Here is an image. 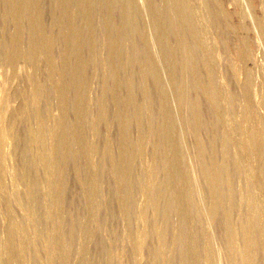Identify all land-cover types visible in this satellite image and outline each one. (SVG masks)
I'll return each instance as SVG.
<instances>
[{"label":"rangeland","instance_id":"1","mask_svg":"<svg viewBox=\"0 0 264 264\" xmlns=\"http://www.w3.org/2000/svg\"><path fill=\"white\" fill-rule=\"evenodd\" d=\"M54 1L55 0H39L38 6L43 14V23L45 22L44 24L46 26L51 27V36L56 43L54 57L55 61L60 63L62 57L60 54V34L58 33L61 32H59V29H63V32H65L66 28L70 26V17H61L62 19H59L60 23H58V28V24L54 20H57L56 18L58 17L56 13H58L59 16V12L56 6H54L56 5ZM124 1L125 0H98V2L91 6V9L94 10L92 11L90 9L93 23V36H91L93 38L91 36H89V39L86 37L87 39L81 47L84 58L86 57L85 67L83 68L84 77L82 80L84 79L83 94L88 104V109L86 110L85 121L82 122L83 125H81L83 134L81 133L80 137L83 135L81 139L88 145L92 143L91 145L95 150L92 154L91 152H89V155L86 153L85 156L84 151L82 152L78 146L77 151H79V155L77 154L78 156L70 157V159L63 162L65 163V171L64 176L61 177V182L63 184L62 199L60 202H56L49 188L47 186V188L43 187L46 185L44 182H46L45 177L47 176L45 175L46 170L44 169V165L39 158L41 153H45L42 150H47L46 152L48 153L52 145L49 143L50 141H46L43 147H41L33 144L30 145V142L28 144L27 141L30 135L36 131V127L38 126V118L36 116H38V114L40 118H42L41 126L45 134L52 128V123L55 124V122L57 123L60 119L61 109H59L60 106L58 98L56 97L57 94L45 70L44 61L34 60V63L32 62L31 64L27 61V38L31 24L26 23L22 30L24 39L19 46L21 48L20 57L14 58L16 62L13 57H11V43H9V39L14 29V23L7 15V4L4 0H0V109L4 113L5 120H7L9 112L19 105L18 100L14 98L18 89L23 86L22 91L24 90L25 95H29L26 96L28 111L27 120L29 121H26L27 125L22 124L19 127L17 134H10L7 136L2 150V157H5L3 158L4 163L2 162V165H5L3 169L6 171L0 173V183L2 185L0 187L2 188L0 189V212L2 210L0 213V241L2 239L4 241V237H6V228L9 222L8 218L26 227V229H24L27 233H25L26 235L31 233V230H34L38 235V238L35 240L36 248L29 245L30 247L26 248L23 254L24 256L15 255L12 251L6 252L4 249L3 251L0 247V260L2 264H42L45 258L44 245L49 241L48 239L50 237L51 242L54 237V233L51 232H54L53 229L55 230L57 227L60 229L61 243L56 242V244L54 242L56 248L54 247L53 264H182L183 254L181 245L183 243L181 244V240L178 241L180 244L178 242L177 244L174 239L175 235L177 236L179 233L183 235V241L185 240L187 242H191V240L196 237V242L193 244L194 246L191 243L187 244L189 248H187L185 258L190 264H208L209 261H211L209 264H241L245 260H241L243 256L245 258L247 257L244 254L245 252L247 253L244 248L247 237L244 233L246 232L245 227L249 226V214L252 211L251 204L254 205L255 203L259 207L258 212L261 210L259 215L262 214L261 218H263L262 221L264 224V150L262 149L261 151L259 150V152L257 151V153L255 152L254 156H251L250 159L246 156L245 151H242L245 147L242 143V131H245V129L247 131L252 128V124H254V127L258 124L259 126L256 125V127L262 129L264 133V0H181L185 4L187 2L193 10L191 15H185L187 18L189 17V20L191 19L190 22L194 19L192 23L194 29L196 27L195 30L198 35H194V38H191L192 34L183 27L179 32L187 36L188 44L187 47H184L185 49L183 48V51L179 50V52L176 47H171L172 49L163 47L161 44L162 37L159 41L158 35L156 34L157 31L154 22L158 25L159 18L167 19L168 16H171V13L168 15L167 11L161 9L163 0H131L129 5L130 12L132 11V14L136 15L137 19L140 20L138 21V27L131 23V19L127 20L126 16H124L125 8L123 7L126 2ZM169 1L178 2V0ZM214 1L218 5L215 4ZM154 3H157L156 5L159 8V13L157 11L156 17L150 10ZM110 7H112V12H114L110 17L113 19L112 22L116 24L119 20L117 24L121 25L122 23L125 29H118L116 25H114L113 28L109 26L105 14L110 10ZM99 9H101L102 12ZM216 26H222L224 33L223 30L221 32L216 31ZM73 27H79L78 29H82L83 27V19L79 14L75 15ZM142 31L143 33L145 31L143 35H145L144 38H147L145 42L139 38ZM106 34L111 36L114 35L117 36L119 40L121 39L119 57L117 56L118 60L115 62H111L109 58L110 56L107 49L108 37ZM176 35L178 34H175V30L168 29L163 40L165 41V39H167L169 42ZM138 38L140 40H138ZM193 39H196V43H193ZM197 39L199 41H197ZM88 40L90 41L89 44H87ZM141 40L144 43H142ZM91 41L95 42L93 43ZM148 41L149 43H147ZM136 45L141 46H138V48H141L143 58L141 56L137 58L134 56ZM194 46L196 47L192 50L191 48H194ZM246 48L248 49L247 52ZM147 50L150 56H152L151 58L149 57L150 60L156 65V67L154 66L155 70H157L156 77L158 79L156 80L149 79V77L145 78L143 75L147 70V62L144 58V55H146L144 52H148ZM240 51L243 52V54L239 53ZM25 52H27V54ZM180 52L185 55L182 56L183 54ZM181 56L185 61L180 58ZM178 59L182 61L183 64L181 62L178 63ZM11 60L14 62H10ZM69 61L71 64L74 63L75 57L70 56ZM144 61L146 62L145 65L143 64ZM203 63L207 66L213 78V84L217 91L220 114L216 111L215 113L210 103H208L209 101L206 95L207 90H203L200 86L198 87L195 85L197 83L191 79L193 76L190 70L194 67H197L199 74H205L202 68ZM179 64H181L182 67L179 66ZM114 71H117L116 81H120L118 84L121 95L127 93L126 91L129 90L128 87L131 84V87L133 86L134 99L137 101L138 105L136 104L137 106H135V109L136 107L137 109H132L130 114L141 115L140 123H138V125L134 124V122L131 123L130 129L128 130L129 142L125 145V148L132 158L130 160L131 166L127 165L128 168L130 167L129 174L131 185L128 187H121L123 189L119 187L120 185L114 179L112 175L113 163L106 160L109 158L105 153L106 138H110L113 145L112 153L114 155V160L116 162L117 160L120 161L121 153L118 151V147L121 144V139L118 130V120L115 117L116 108L118 109L119 105L121 106L120 101H114V103L111 99L108 103V121L102 123L98 122L99 124L95 121L98 108L97 102L102 93V88L105 83L109 84L110 81L114 80L111 76ZM26 76L31 78L34 82L37 81L44 88V92L37 96L35 102H33V98L28 92L30 82H28L29 79H25ZM191 80H193L194 83H192ZM186 81L187 83L189 82V85L185 88L184 94L182 95L185 101L181 103L178 100L180 85L184 82L186 83ZM159 85L160 87L162 86L161 94L159 92ZM71 90H69L70 92L68 93V99L65 104L66 121H68L67 124L70 127L66 131V135L70 145L74 146L79 140L78 137L72 134V128H74L78 122V116L77 113H75L77 105L75 93H77V91L73 89L72 92ZM148 94L151 95V112L149 116H146L147 114L144 112L142 104L145 101L143 96L145 97ZM159 96L162 98L161 100L165 106L161 105ZM245 98L249 99L246 101H248L251 106L253 105V108L251 111L246 112L245 110L244 118H241V114L243 113L242 103L245 102ZM195 100L198 101L203 110L202 116H204L207 125L206 129L203 128L199 131H196L195 120L193 118L194 108L192 106ZM139 103H141L140 106ZM139 107L140 110L138 109ZM133 111L137 112L134 113ZM141 111L146 115L141 113ZM33 114H35V116ZM222 116H224V118L226 117V122ZM186 117L191 121L188 125L189 127L185 126L184 119ZM163 121H165L164 123L168 124L170 128L172 127L171 129L173 131L170 129L169 133L164 130L165 133L163 132V134V130L158 132L157 128H161ZM157 125L158 127H156ZM48 126H51V128ZM154 126L156 129L153 128L154 130L152 131V127ZM27 127L29 131L26 129ZM32 129L33 133L31 131ZM147 130L152 134L153 137H151L150 141L153 140V142H148L147 146L143 149L139 146L138 140H140L141 131L147 132ZM166 135L171 138V141H175V144L170 141L171 147L169 149L170 154H167L168 156L163 152L164 150L161 146V142H163L161 140H164V138L167 137ZM197 137H200L201 140H199L203 143L201 145L203 147L206 146L204 147L203 161L209 163L215 159L214 163L217 165L218 175L221 176L219 179H221L220 181L223 179L219 187L216 188V191L218 189V193L221 194L220 206H222L218 213L219 215L217 214L214 220L212 218L210 219V215H208L209 209L207 205L213 198V196H211L212 193L208 183L201 177L199 170L197 172V168H199L198 162L195 160V154H197ZM156 142L158 143L156 144ZM78 143H81L80 140L77 142V145H79ZM46 145L48 148H46ZM37 154H39V156H37ZM87 158H90L89 161H91L94 166V168H92L93 172L96 174L93 173V175L96 178V185L98 184L99 186V189L97 186V190L94 191L95 196L93 195L94 197H92V199L94 200L92 201H89V199H87L88 195L86 196L85 194V189H91L90 187L92 184L90 181L92 168L90 169ZM174 164H176V171L178 172L177 178L179 177L177 181L182 187L187 186L188 183V186H192L194 195L192 193L191 199H195L197 206L193 205L192 208L189 209L183 206L184 200L181 198V192L174 193L175 191H173L174 194L172 193V196L170 195L171 198L164 194L166 193L162 188L164 184L163 181H165L164 176L168 173H172L175 167ZM238 164L240 165L239 167ZM145 166H150V168L153 169L154 174L158 177L156 178V182L159 178V181L163 182L161 183L158 181L160 184L158 183L152 192L157 200L156 205H147V195L144 192L145 190L142 191V189H144L143 186L145 187L148 183V180L146 181L147 177L144 174ZM248 167L255 170V174L253 173V182H258L256 183L257 185L250 179L251 176L249 177L247 172ZM23 169L28 175L26 180L21 177V171ZM29 186H32L31 190L36 196L33 209L31 207L32 203L30 197L28 196ZM118 189H121V192ZM246 194H250V196L247 195V198L245 197ZM179 195L180 197H178ZM119 196H123L128 201L126 212H123L120 207L121 201ZM249 197L252 199L255 198L256 200L253 199L255 202H248ZM208 199L210 200L208 201ZM169 201H176L179 204L182 210L180 214H183L182 217L180 216V220L175 219L173 214H171V217H169L170 215L164 217L166 216L164 215V210H166L164 206L165 204L167 206ZM163 207L165 208L164 210ZM162 212L164 213L162 214ZM48 213H52L53 215H51V217H53L49 218L47 216ZM26 216L31 219V223L28 222ZM32 216H34V218H31ZM54 217L56 221H58V224H56L57 222L53 223V221H55ZM163 217L164 221L162 220ZM256 219L258 221L259 217H256ZM167 221H169V224ZM163 222L166 223L164 224ZM258 224L259 223L255 222L257 231L255 232L256 234H254V238H257V235H259L258 233H260V231L258 232L260 229L258 228ZM228 232H233L232 237L234 238L231 242H233L235 246L232 249L227 248ZM143 233H147V238L144 240L145 244H143L144 246L142 249L137 251L135 243L137 239H141V234L143 235ZM205 235L209 237L208 240L210 239L209 241L207 240L210 252H208L209 254L206 252L209 256H211L210 253L213 254L210 258L207 257L208 255H205V251H203L206 246V240H204V237H206ZM243 235L246 238L243 237ZM260 244L259 242H255L250 250L252 251V255L250 252L247 253L249 259H251L250 255L253 256L252 261L250 260L251 264H264V246H262V244L260 246ZM235 250L238 251L236 252Z\"/></svg>","mask_w":264,"mask_h":264},{"label":"bare ground","instance_id":"2","mask_svg":"<svg viewBox=\"0 0 264 264\" xmlns=\"http://www.w3.org/2000/svg\"><path fill=\"white\" fill-rule=\"evenodd\" d=\"M5 1V3L7 4V15L11 18V20L13 21V23H14V29H13V32L11 33V36H10V41H9V43H11V46H10V48H11V57H13V59L15 58L16 59V57H20V52H21V48L19 47L20 46V44L22 43V41H23V35H22V30H23V28H24V26L26 25V23H28V24H31L30 25V27H29V35H28V38H27V46H28V48H27V50H28V59H27V61H29L30 62V64L34 61V60H43L44 61V63H45V70H46V72H47V74H48V76H49V80L51 81V83H52V85H53V88L55 89L54 91H56L55 93L57 94L56 95V97L58 98V103H59V106H60V108L59 109H61V117H60V119L57 121V123L55 122V124L54 123H52L53 124V126H52V128H51V126H48V127H50L49 129V132L48 133H44L43 132V127L41 126V119L42 118H40V115L38 114V116H36L37 118H38V126L36 127V131H35V128H34V133H33V129L31 130L32 131V133L34 134H31L30 135V137L28 138L29 140L27 141L28 142V144H29V142H30V145L31 144H33V145H36V146H41V147H43V145L46 143V141H50L49 143H51V147L49 148V149H51V150H49V152L47 153L45 150H42V148H41V150L42 151H44L45 153H41V155H40V159H41V161H42V163H43V165H44V169L46 170V172H45V175L47 176V177H45L46 178V182H44V183H46V185L45 186H43V187H48L49 188V190H50V192H52L51 194H52V196L54 197V201L56 200V202H60L61 201V199H62V186H63V184H62V182H61V177H63L64 176V171H65V167H64V164L65 163H63V162H65L67 159H70V157H74V156H78L79 155V151H77L78 150V146H79V149L83 152L84 151V155L86 154V153H88V155H89V152H91V154H92V152H94V150H95V148H93V146L91 145V144H87L84 140H82L81 139V137L83 136H81L80 137V135H81V133H82V130H81V125H83V123L82 122H84L85 121V118H86V110L88 109V104L86 103V99H84L85 97H84V94H83V88H84V82H83V80H82V78L84 77L83 76V73H84V67H85V62H86V57L84 58V54H83V52L81 51V47H82V45L84 44V41L88 38L89 39V36H91L92 35V33H93V23H92V15H91V13H90V9H91V6L93 5V4H95L96 2H98V0H55L54 2H55V4L56 5H54V6H56V8H57V10H58V12H59V16H58V13H56L57 14V17L58 18H56L57 20H54L55 22H57V24L58 23H60L59 22V19H62L61 17H63V16H67V17H70V26L68 27V28H66V30H65V32H63L64 30L63 29H59V32L60 33H58V34H60L59 36H60V44H61V57H62V60H61V62L60 63H58V62H56L55 61V57H54V54H55V40L52 38V36H51V27H48V26H46L44 23H43V21H42V11H41V9H40V7L38 6L39 5V0H4ZM126 1V2H125ZM124 2H125V4H124V7L123 8H125V11H124V16H126V18H127V20H129V19H131V23L133 24V25H137V27L139 26V23H138V21H140V20H138L137 19V16L136 15H134V14H132V11L130 12V3H131V0H125ZM173 1H175V0H173ZM183 1H181V0H178V2H172V1H169V0H163L162 1V4H161V6H162V10L164 9L165 11H167V14L168 15H170V13H171V16H168V18L167 19H164V18H162V19H160L159 18V21H158V25H156V23L154 22V25H155V29H156V34L158 35V39H159V41H160V38L162 37V39H161V44H162V46L163 47H166V48H170V49H172L171 47H176V48H178V52H179V50L180 51H183V48L186 46L187 47V44H188V38H187V36L186 35H184V33H180L179 31L181 30V29H183V27L185 28V29H187L188 30V32H190V34H192L191 35V38L193 37L194 38V35H198V33H197V31L195 30L196 29V27H195V29H194V26H193V21H194V19H193V21H191L190 22V20L187 18V16L185 15V14H190L191 15V13H192V9H191V7L187 4V2H186V4L184 3H182ZM207 2V1H206ZM215 2V1H214ZM263 2V1H262ZM261 2V3H262ZM4 3V2H3ZM101 3V2H100ZM109 4V3H108ZM157 3H154L153 4V6H152V9H150L151 11H152V13L155 15V17L157 16V11H158V6L156 5ZM207 4V3H206ZM215 4H217L216 2H215ZM218 5V4H217ZM219 5H220V3H219ZM221 6V5H220ZM4 7H5V5H4ZM100 7V6H99ZM113 7V6H112ZM112 7H110V10L109 11H107V14H105V17L107 16V23H109V26H111L112 28H113V26L114 25H116V27L118 28V29H125V27L124 26H122L123 24L121 23V25L120 24H117V22L119 21H117L116 22V24H115V22H112L113 21V19L112 18H110L111 17V14L113 13L114 14V12H112L113 10H112ZM215 7H216V5H215ZM218 7V6H217ZM93 8H95V7H93ZM105 8V7H104ZM151 8V7H150ZM222 8V7H221ZM219 9V8H218ZM43 10V9H42ZM92 10V9H91ZM97 10V9H96ZM101 12H102V10L101 9H99ZM123 10V9H122ZM220 10V9H219ZM222 10V9H221ZM6 11V10H5ZM92 11H94V10H92ZM104 12V11H103ZM169 12V13H168ZM222 12V11H221ZM5 13V12H4ZM98 13V12H97ZM158 13H159V11H158ZM195 13V12H194ZM76 14H79L80 15V17L83 19V27H82V29L80 28V29H78V28H74L73 27V22H74V18H75V15ZM99 14V13H98ZM104 14V13H103ZM219 14H220V11H219ZM224 14H226V13H224ZM95 15V14H94ZM153 15V16H154ZM227 15V14H226ZM4 17H7L6 15H3ZM113 16V15H112ZM153 16H152V18H153ZM183 16H184V18H183ZM225 16V15H224ZM155 17H154V20H155ZM192 17V16H191ZM9 18V19H10ZM112 19V20H111ZM140 19V18H139ZM227 21V20H226ZM262 21V20H261ZM66 22V21H65ZM76 22V21H75ZM124 22H126V21H124ZM123 22V23H124ZM129 22V21H128ZM127 23V22H126ZM218 23V22H217ZM225 23V22H224ZM75 24V23H74ZM81 25V24H80ZM125 25V24H124ZM130 25V24H129ZM49 26H51V25H49ZM108 26V27H109ZM142 26V25H141ZM197 26V25H196ZM27 27V26H26ZM58 28H59V24H58V26H57ZM76 27V26H75ZM110 28V27H109ZM127 28V27H126ZM134 28V27H133ZM216 28V31H218V32H221L222 30H223V33H224V29H223V27L222 26H216L215 27ZM214 28V29H215ZM168 29H173V30H175V34H178V35H176L175 37H173V39L171 40V41H169L168 42V40L167 39H165V41L163 40V37H164V35H166V32H167V30ZM57 30V29H56ZM129 30V29H128ZM136 30V29H135ZM144 30V29H143ZM229 30V29H228ZM119 31V30H118ZM57 32V31H56ZM144 33H145V31H144ZM143 33V31H142V33L139 35L140 37L139 38H141L144 42L146 41V39L147 38H144V36L145 35H143L144 34ZM172 33V32H171ZM189 34V35H190ZM221 34V33H220ZM10 35V34H9ZM107 35V34H106ZM147 35V34H146ZM58 36V37H59ZM93 36V35H92ZM91 36V37H92ZM200 36V35H199ZM87 37V38H86ZM90 37V38H91ZM107 37H108V46H107V49H108V54H109V58H110V61L111 62H115V61H117L118 59V55H119V49H120V40L117 38V36H111V35H107ZM147 37V36H146ZM166 37V36H165ZM189 37V36H188ZM9 38V37H8ZM93 38V37H92ZM91 38V39H92ZM138 38V40H140ZM190 38V39H191ZM90 39V40H91ZM124 39V38H123ZM189 39V40H190ZM200 39V38H199ZM26 40V39H25ZM142 40H141V42H142ZM170 40V39H169ZM194 40V39H193ZM196 40V39H195ZM195 40H194V42L193 43H196L195 42ZM197 41H199L198 39H197ZM88 43L87 44H89V40L87 41ZM91 42H95V41H91ZM144 42H142V43H144ZM202 42V41H201ZM92 43V44H93ZM147 43H149V41L147 42ZM192 44V43H191ZM200 44V43H199ZM225 44V43H224ZM135 45V44H134ZM140 45H141V43H140ZM140 45H136L137 47H135L136 48V50H135V52H134V56L137 58V57H139V56H141L142 58H143V54H142V52H141V46ZM197 45H198V43H197ZM90 46V45H89ZM138 46H140L139 48H138ZM201 46H203V45H201ZM238 46V45H237ZM92 47H93V45H92ZM91 47V48H92ZM195 47L196 46H194V48H191L192 50H194L195 49ZM198 47H199V45H198ZM246 47V46H245ZM58 48V47H57ZM203 48V47H202ZM85 49H86V47H85ZM185 49V48H184ZM201 49V48H200ZM240 49V48H239ZM238 49V50H239ZM92 50V49H91ZM134 50V49H133ZM143 50V49H142ZM144 51V50H143ZM148 51V50H147ZM191 51V50H190ZM203 51V50H202ZM202 51H200V52H202ZM243 51V50H242ZM248 51V49L246 48V52ZM170 52V51H169ZM245 52V53H246ZM26 54H27V52H25ZM144 53H146V55H144V58H145V60H146V62H147V70H146V73L145 74H143L144 75V77L146 78V77H149V79L151 78V79H153V80H156V79H158L157 77H156V71L157 70H155V68H154V66L156 67V65L155 64H153L152 63V61L150 60V58L152 57V56H150V54H149V51L148 52H144ZM167 53V52H166ZM181 54H183L182 52H180ZM189 53V52H188ZM239 53H241V54H243V52H239ZM59 54V55H60ZM170 54V53H169ZM180 54V55H181ZM206 54V53H205ZM87 55V54H86ZM132 55H133V53H132ZM185 54H183L182 56H184ZM239 55V54H238ZM70 56H73V57H75V61H73L74 63H70V61H69V58H70ZM118 56V57H117ZM178 56V55H177ZM180 57L183 61H185L184 59H183V57ZM243 56V55H242ZM246 56V55H245ZM150 57V58H149ZM167 57H168V55H167ZM131 58H132V56H131ZM171 58V57H170ZM179 58V59H180ZM185 58V57H184ZM14 59V60H15ZM174 59V58H173ZM178 59V60H179ZM18 60V59H17ZM131 60V59H130ZM170 60V59H169ZM142 61V60H141ZM201 61V60H200ZM10 62H14V61H10ZM15 62H16V60H15ZM128 62V61H127ZM143 62V61H142ZM145 61H144V65H145V63H146ZM154 62V61H153ZM171 62V61H170ZM179 62H181L182 63V61H178V63ZM34 63V62H33ZM172 63V62H171ZM199 63V62H198ZM129 64V63H128ZM183 64V63H182ZM144 65H143V67H144ZM171 65V64H170ZM174 65H175V63H174ZM188 65V64H187ZM203 65H204V63H203ZM202 65V68H203V70H204V72H205V74L204 75H201V73L199 74V71H198V69H197V67L195 68H193V69H191L189 72L191 73V75L193 76V78H191V79H193L194 80V82H196L197 84H195V85H197L198 87L200 86L203 90H207V98H208V103H210V105H211V107H212V109L214 110V112L216 111V112H219V114H220V107H219V105H218V101H217V91H216V89H215V86H214V81H213V78H212V76H211V74L209 73V70H208V68H207V66L206 65H204L203 66ZM36 66V65H35ZM122 66V65H121ZM173 66V65H172ZM179 66H181V64H179ZM191 66V65H190ZM138 67V66H137ZM182 67V66H181ZM191 68V67H190ZM157 69V68H156ZM142 70V69H141ZM181 70V69H180ZM202 70V71H203ZM101 71V70H100ZM182 71H183V69H182ZM211 71V70H210ZM188 72V73H189ZM103 73V72H102ZM142 73V72H141ZM189 73V74H190ZM142 75V74H141ZM112 78L114 79V80H112V81H110L109 82V84H107V83H105V84H107V85H105L104 84V87L101 89L102 90V93L100 94V97H99V99H98V104H97V106H98V108H97V117H95V121L98 123H102V122H104V121H108V103L110 102V100L111 101H120V103H121V106L119 105V107H118V109L116 108V113H115V117L117 118V122H118V130H119V135H120V139H121V144L119 145V147H118V151L121 153V156H120V161L119 160H117V162L114 160V155H113V153H112V150H113V148H112V142H111V140H110V138H106V154H107V157L109 158V159H106V160H109L111 163H113V169H112V172H113V177H114V179L117 181V183L120 185L119 187L121 188V187H128L129 185H131L130 184V170H129V168H128V166L127 165H129V166H131V163H130V160L132 159L131 158V155H129L128 153H127V151H126V148H125V145H127L128 144V142H129V138H128V130L130 129L129 127H130V124L131 123H133L134 122V124H137L138 125V123H140V119H141V115H137V114H130L131 112V110L133 109H135V106H137L138 105V103H137V101L134 99V95H133V86L131 87V85L128 87L129 88V90L128 91H126L127 93L125 94V95H121V91H120V87H119V82L120 81H116V78H117V71H114L113 73H112ZM158 76V75H157ZM186 76V75H185ZM25 79H29L28 80V82H30L29 84V90L28 89H26V90H28V92L30 93V96H32V98H33V102H35V100H36V98H37V96L40 94V93H42V92H44V88L41 86V84L40 83H38L37 81H32L31 80V78H29V77H27L26 76V78ZM24 79V80H25ZM82 80V81H81ZM118 80V79H117ZM132 80V79H131ZM144 80V79H143ZM190 80V79H189ZM193 80H191L192 81V83H194L193 82ZM22 81V80H21ZM190 81V82H191ZM25 82H26V80H25ZM105 82V81H104ZM156 83V82H155ZM191 83V84H192ZM126 84H128V83H126ZM102 85V84H101ZM158 85V84H157ZM189 85V82L187 83V81H186V83L184 82V83H182L180 86V95H179V97H178V100L181 102V103H183L185 100L183 99V97H182V95L184 94V90H185V88H187V86ZM194 85V86H195ZM23 87V86H22ZM22 87L21 88H19L18 89V91H17V93L15 94V96H14V98L15 99H17L18 100V102H19V105L16 107V108H14V109H12L10 112H9V114H8V116H7V120H5V116H4V113L2 112V110L0 109V173H2L3 171L5 172L6 170H4L3 169V166H5V165H2V162L4 161V159L3 158H5L4 156L2 157V150H3V146L5 145V141H6V138H7V136L8 135H10V134H17V132H18V129H19V127L23 124V125H27L26 124V121H29V120H27L28 118V116H27V114H28V111H27V102H26V96L28 95H25V92H24V90L22 91ZM159 87V92H160V94H161V87H160V85L158 86ZM75 89L76 91H77V93H75L76 94V102H77V105H76V109H75V113H77V116H78V122H77V124L74 126V128H72V134L75 136V137H78V139L80 140V144L79 145H77V142H79V140L75 143L76 145H74V146H72V145H70V143H69V140H68V137H67V135H66V131L68 130V128H70L69 127V125L67 124V122L68 121H66L67 119H66V106H65V104H66V101H67V99H68V93L70 92L69 90H71V89ZM73 89L71 90L72 92H73ZM145 89V88H144ZM201 89V90H202ZM243 89V88H242ZM264 89V88H263ZM14 91V90H13ZM75 91V92H76ZM246 91V90H245ZM147 92V91H146ZM228 92V91H227ZM258 93V92H257ZM163 94V93H162ZM228 94V93H227ZM6 95V94H5ZM13 95H14V93H13ZM178 95V94H177ZM244 95V94H243ZM247 95V94H246ZM251 95V94H250ZM29 96V95H28ZM163 96V95H162ZM231 96V95H230ZM7 97V96H6ZM160 97V96H159ZM227 97H228V95H227ZM246 97H248V96H246ZM252 97V96H251ZM143 98H144V103L142 104L143 105V108H144V112L147 114H145L144 112H142L141 111V113H144V115H146V116H149L150 115V105H151V95H146L145 97L143 96ZM249 98V97H248ZM153 99V98H152ZM160 100L162 99L161 97L159 98ZM230 99V98H229ZM251 99V98H250ZM2 100H3V98H2ZM163 100H164V98H163ZM194 100V99H193ZM222 100V99H221ZM245 100V102L244 103H242L243 104V108H242V110H243V113L241 114V118H244V113H245V110H246V112L247 111H251L252 110V106H251V104L248 102V101H246V100H249V99H247V98H245L244 99ZM264 100V99H263ZM4 101L6 102V100L4 99ZM196 101V100H195ZM193 102V118H194V122H195V128H196V131H199L200 129H206V120L204 119V116H202V112H203V110L201 109V107H200V105H199V103H198V101H196V102ZM141 102H142V100H141ZM186 102H187V100H186ZM251 102V101H250ZM115 103V102H114ZM161 105H164L163 104V102H162V100H161ZM3 104V103H2ZM57 104V103H56ZM137 104V105H136ZM140 104L141 103H139V106H140ZM192 105V104H191ZM255 105V104H254ZM165 106V105H164ZM33 108H35V107H33ZM115 108V107H114ZM37 109V108H36ZM136 109H137V107H136ZM135 109V110H136ZM139 110H140V107L138 108ZM35 110V109H34ZM165 110V109H164ZM37 111V110H36ZM60 111V110H59ZM35 112V111H34ZM134 112V111H133ZM135 112H137V111H135ZM134 112V113H135ZM140 112V111H139ZM215 112V113H216ZM222 112V111H221ZM165 113H166V111H165ZM224 113V112H223ZM230 113V112H229ZM36 114V113H35ZM35 114H33L34 116H35ZM89 115V114H88ZM166 115V114H165ZM224 115V114H223ZM143 116V115H142ZM225 116V115H224ZM224 116H222L223 118H224ZM35 117V118H36ZM144 117V116H143ZM166 117V116H165ZM164 117V118H165ZM189 117V116H188ZM192 117V116H191ZM115 118V119H116ZM168 118V117H167ZM190 118V117H189ZM189 118H185L184 119V122H185V126H187V127H189L188 125L191 123V121H190V119ZM220 118H221V116H220ZM55 119V118H54ZM169 119V118H168ZM207 119V118H206ZM222 119V118H221ZM225 120V122H226V117L224 118ZM77 120V119H76ZM172 120V119H171ZM193 120V119H192ZM259 120V119H258ZM220 121V120H219ZM223 121V122H224ZM40 122V123H39ZM152 122V121H151ZM165 121H163L162 122V124H161V128H157V130H158V132L160 131H162V134H163V132H164V130H166L167 132H169L170 131V129L172 128H170L169 127V125L168 124H166V123H164ZM170 122V121H169ZM254 122V121H253ZM98 123V124H99ZM168 123V122H167ZM230 123V122H229ZM256 123V122H255ZM28 124H29V122H28ZM51 124V125H52ZM94 124V123H93ZM174 124V123H173ZM184 124V123H183ZM193 124V123H192ZM223 124V123H222ZM30 125V124H29ZM106 125V124H105ZM194 125V124H193ZM242 125V124H241ZM256 125H258V124H256ZM256 125H255V127H254V124H252V128H250V129H248L247 131H246V129H245V131H242V140H243V146H245L244 147V150H242V151H245V154H246V156L247 157H249V159H250V157L251 156H254V154H255V152L257 153V151L259 152V150L261 151L262 149L264 150V139H263V135H264V133H263V131H262V129H260L259 127H256ZM191 126V125H190ZM259 126V125H258ZM96 127H97V125H96ZM156 127H158V125L156 126ZM156 127L154 126V127H152V131L154 130L153 128H155L156 129ZM166 127V128H165ZM186 128V127H185ZM27 130H28V127L26 128ZM29 129H30V126H29ZM150 129V128H149ZM148 129V130H149ZM234 129H235V127H234ZM243 129V128H242ZM117 130V129H116ZM147 130V132H145V131H141V133H140V140H138V144H139V146L141 147V148H143L144 149V147H146L147 146V144H148V142H153V140H151L150 141V139H151V137H153L152 136V134H150V131H151V129H150V131H148ZM172 130V129H171ZM29 131V130H28ZM138 131V130H137ZM173 131V130H172ZM157 132V133H158ZM166 132V133H167ZM174 132H175V130H174ZM31 133V132H30ZM165 133V132H164ZM170 133V132H169ZM169 133H168V135H169ZM83 134V133H82ZM28 135H29V133H28ZM69 135V134H68ZM157 135V134H156ZM159 135V134H158ZM71 136V135H70ZM69 136V137H70ZM130 136V135H129ZM167 136V135H166ZM171 137V136H170ZM177 137V136H176ZM24 138V137H23ZM198 138V137H197ZM77 139V138H76ZM171 138H169L168 136L166 137V138H164V140H161V141H163V142H161V146L163 147V152H165L166 153V155L168 154H170V151H169V149H170V147H171V142H173V141H171L170 140ZM173 139V138H172ZM177 139V138H176ZM200 137L198 138V141H196V143H197V154H195L196 156V159L195 160H197L196 162H198L197 164H198V167L199 168H197V165H196V168H197V172H198V170H199V173H200V175H201V177H203V179H205V182H207L208 183V185H209V188H210V191H211V196H213V198H212V200L207 204L208 205V209H209V214L208 215H210V219L212 218L213 220H214V218L216 219V215L220 212V208H221V206H220V204H221V194L220 193H218V189H217V191H216V188L217 187H219V184H221L220 182H222L223 181V179H222V181H220L221 179H219V177H221V176H219L218 175V171H217V165L214 163V160H212L211 162H209V163H205L204 161H203V159H204V147H206V146H202L201 144H203L202 142H200ZM114 140V139H113ZM25 141V140H24ZM157 141V140H156ZM171 141V142H170ZM175 142V141H174ZM173 142V143H174ZM90 143V142H89ZM155 143V142H154ZM158 142H156V144H157ZM179 143V142H178ZM177 143V144H178ZM241 143V144H242ZM47 144H48V142H47ZM151 144V143H150ZM175 144V143H174ZM176 144V145H177ZM173 145V144H172ZM47 146V145H46ZM105 146V145H104ZM152 146H154V145H152ZM157 146V145H156ZM213 146H214V144H213ZM35 147V146H34ZM45 147V146H44ZM174 147H176V146H174ZM30 148V147H29ZM46 148H48V146L46 147ZM130 148V147H129ZM151 148V147H150ZM45 149V148H44ZM159 149H160V147H159ZM174 149V148H173ZM177 149H179V148H177ZM154 150H156V149H154ZM39 151V150H38ZM41 151V152H42ZM172 151V150H171ZM114 152V151H113ZM157 152V151H156ZM173 152V151H172ZM171 152V153H172ZM37 153V152H36ZM40 153V152H39ZM131 153V152H130ZM175 153V152H174ZM78 154V155H77ZM81 154V153H80ZM261 154V153H260ZM87 155V156H88ZM167 155V156H168ZM258 155V154H257ZM36 156V155H35ZM37 156H39V154H37ZM48 156H49V158H48ZM86 156V155H85ZM260 156V155H259ZM166 157V156H165ZM24 158V157H23ZM27 158V157H26ZM78 158V157H77ZM172 158V157H171ZM215 158V157H214ZM33 159V158H32ZM39 159V160H40ZM88 159V165H90V169L93 167L94 168V166L92 165V163H91V161H89V159L90 158H87ZM213 159V158H212ZM37 160V159H36ZM35 160V161H36ZM252 160V159H251ZM34 161V162H35ZM41 161H39V162H41ZM170 161H171V159H170ZM28 162H29V160H28ZM27 162V163H28ZM32 162H33V160H32ZM38 162V163H39ZM172 162H173V160H172ZM4 163V162H3ZM25 163V162H24ZM30 163H31V161H30ZM37 163V162H36ZM110 163V164H111ZM34 164V163H33ZM30 165V164H29ZM37 165V164H36ZM175 165V167H174V169H173V171H172V173H168L166 176H164L165 177V181H163L164 182V186L162 185V188H163V190H164V192H166V193H164V194H166V195H168V196H172V193H173V191H175L174 193H180L181 192V198H183L182 200H184L183 201V206H185L186 208H192V206L194 205V206H197V202L195 201V199L194 200H192L191 199V197H192V193H193V195H194V192H192V191H194V190H192L193 188H192V186H188V184H187V186H185V187H182V185L177 181V180H179V177L177 178V174H178V172L176 171V164H174ZM27 166V165H26ZM236 166V165H235ZM240 165L238 164V167H239ZM135 167V166H134ZM93 168H92V174H91V176H90V181H91V189H89V190H86L85 189V191H86V196L88 195V197H87V199H89V201H92V200H94V199H92V197H94L95 195H94V191H96L97 190V186H98V184L96 185V178H95V176L93 175V173H95V172H93ZM170 168V167H169ZM171 168H173V167H171ZM165 169V168H164ZM239 169V168H238ZM237 169V170H238ZM180 171V170H179ZM240 171V170H239ZM260 171V170H259ZM196 172V171H195ZM247 172H248V174H249V177L251 176V180H252V182L254 181V172H255V170L253 169V168H251V167H248L247 168ZM158 173V172H157ZM198 173V174H199ZM254 173V174H253ZM96 174V173H95ZM144 174L146 175V177H147V179L145 178V176L143 175V177L146 179V181L148 182L146 185H145V187L143 186V188L144 189H142V191H144L145 193H146V195H147V205H156V203H157V200H156V197H154L153 196V194H152V192L154 191V187L159 183V182H161V181H159L160 180V178H159V182L157 181L156 182V178H158V177H156V175L154 174V171H153V169H151L150 168V166L149 167H146L145 166V168H144ZM258 174V173H257ZM33 175V174H32ZM44 175V176H45ZM191 175V174H190ZM1 177V176H0ZM21 177L23 178V179H27V177H28V175H27V172L23 169L22 171H21ZM136 177V176H135ZM163 177V178H164ZM189 177V176H188ZM223 177V176H222ZM225 177V176H224ZM44 178V179H45ZM226 178V177H225ZM145 179H143V180H145ZM183 179V178H182ZM139 180V179H138ZM161 180H163V179H161ZM193 181V180H192ZM226 181V180H225ZM24 182V181H23ZM36 182V181H35ZM163 182H161V183H163ZM194 182V181H193ZM28 183V182H27ZM146 183V182H145ZM248 183L250 184V182L248 181ZM253 183H258V182H253ZM29 184H30V182H29ZM28 184V185H29ZM160 184V183H159ZM195 184V183H194ZM181 185V186H180ZM257 185V184H256ZM261 186H263L262 184H260ZM2 185H1V183H0V187H1ZM90 186V185H89ZM89 186H87V187H89ZM222 186V185H221ZM252 186V185H251ZM250 186V187H251ZM258 186H259V184H258ZM46 187V188H47ZM139 187V186H138ZM142 187V186H141ZM187 187V188H186ZM249 187V188H250ZM255 187V186H254ZM29 189H28V196L30 197V200H31V207H32V209H33V206H34V203H35V200H36V196L34 195V192L31 190L32 189V186L30 187H28ZM0 189H2V188H0ZM37 189V188H36ZM45 189V188H44ZM98 189H99V186H98ZM121 189H123V188H121ZM120 189V190H121ZM183 189V190H182ZM228 189V188H227ZM247 189V188H246ZM47 190V189H46ZM119 190V189H118ZM119 190V191H120ZM208 190V189H207ZM250 190V189H249ZM47 192H49V191H47ZM49 192V193H50ZM121 192V191H120ZM227 192V191H226ZM46 193V192H45ZM173 193V194H174ZM84 194V195H85ZM118 194H120V193H118ZM220 194V195H219ZM94 195V196H93ZM98 195V194H97ZM121 195H123V194H121ZM247 195L248 196H250V194H246V196L245 197H247ZM86 196H84V197H86ZM171 196L169 197V198H171ZM50 197V196H49ZM120 197V196H119ZM167 197V196H166ZM178 197H180V195L178 196ZM194 197V196H193ZM206 197V196H205ZM248 198V197H247ZM246 198V199H247ZM52 199V198H51ZM158 199V198H157ZM179 199V198H178ZM253 199H255V198H253ZM253 199L251 198V197H249V201L248 202H252V203H254L255 201H253ZM210 199H208V201H209ZM248 200V199H247ZM256 200V199H255ZM120 201H121V208H122V210H123V212H126L127 211V208H128V201L122 196V197H120ZM158 201H159V199H158ZM258 201V200H257ZM260 201V200H259ZM182 202V201H181ZM181 202H179V203H181ZM205 202V201H204ZM3 203V202H2ZM166 203V202H165ZM207 203V202H206ZM258 203H260V202H258ZM60 204V203H59ZM159 204V203H158ZM167 204H168V202H167ZM251 204V203H250ZM182 205V204H181ZM58 206V205H57ZM93 206V205H92ZM159 206V205H158ZM158 206H157V208H158ZM199 206V205H198ZM251 213L249 214L250 215V217H249V223H248V225H246V226H248V227H245L246 228V230H245V228H244V230L246 231L245 233H244V235H246V237L243 235V237H245L246 238V240H245V238H244V240H245V249H246V251H247V253H249L250 252V254H251V252L252 251H250L251 250V248L254 246V244H255V242L257 243V242H259V243H261L262 244V246H264V224H263V221H262V219L263 218H261V216H262V214L261 215H259V213L261 212V210H260V212H258L259 211V207L254 203V205H252L251 204ZM152 207V206H151ZM166 208V210H164L165 208ZM163 207V210H164V212H162V214L164 213V215H166V216H164V217H167V216H169V217H171V214H173L174 216H175V219H177V220H180V216L182 217V215L180 214L181 213V209H180V207H179V204L176 202V201H169V204L166 206V204H165V206ZM50 208V207H49ZM53 208H55V207H53ZM150 208V207H149ZM262 208V207H261ZM59 209V208H58ZM90 209V208H89ZM148 209V208H147ZM263 209V208H262ZM52 210V209H51ZM152 210V209H151ZM8 211V210H7ZM53 211V210H52ZM162 211V210H161ZM1 212H2V210H1ZM0 212V213H1ZM3 212H5V211H3ZM7 213V212H6ZM54 213V212H53ZM32 214V213H31ZM9 215V214H8ZM33 215V214H32ZM51 215H53L52 213H48L47 214V216L50 218L51 217ZM92 215V214H91ZM185 215V214H184ZM219 215V214H218ZM12 216V215H11ZM143 216V215H142ZM163 216V215H162ZM13 217V216H12ZM12 217H10V218H12ZM27 217V216H26ZM53 217V216H52ZM51 217V218H52ZM92 217H93V215H92ZM91 217V218H92ZM164 217L162 218V220L164 219ZM178 217V218H177ZM256 217H259V219H258V221H257V219H256ZM7 218V217H6ZM28 219V222H30V218L29 217H27ZM31 218H34V216H32ZM174 218V217H173ZM196 218V217H195ZM38 219H40V218H38ZM54 219H55V217H54ZM166 219V218H165ZM167 219H169V218H167ZM174 219V220H175ZM8 220H9V222H8V224H7V228H6V237H4L5 239H4V241H3V239L0 241V247L2 248V250L4 249V250H6V252L7 251H12V252H14V254L15 255H23L24 253H25V251H26V248L27 247H30V246H32L33 248H36V238H38V235H37V233L33 230H31L30 232L31 233H29L28 235H26L27 233L25 232V230L24 229H26V227H24V226H21V225H19V223H17L15 220H10L9 218H8ZM89 220V219H88ZM130 220V219H129ZM50 221H51V219H50ZM53 221V220H52ZM164 221V220H163ZM172 221V220H171ZM54 222H57L56 224H58V221H56V219H55V221H53V223ZM169 221H167V223H168ZM248 222V221H247ZM246 222V223H247ZM255 222H257V223H259L258 225H259V227L258 228H260L259 230H258V232L260 231V233H258L259 235H257L258 237L257 238H254L255 236H254V234H256L255 232L257 231L256 230V226H255ZM26 223H27V221H26ZM31 223V222H30ZM52 223V224H53ZM83 223V222H82ZM164 224L166 223V222H163ZM29 224V223H28ZM169 224V223H168ZM33 225V224H32ZM49 225V224H48ZM55 225V224H54ZM53 225V226H54ZM163 225V224H162ZM163 226H165V225H163ZM225 226V225H224ZM57 227V226H56ZM85 227V226H84ZM53 228H55V227H53ZM52 229V228H51ZM131 229V228H130ZM60 229L57 227V228H55V230L53 229V231L54 232H51V233H54V237L52 238V240H51V242H50V238L48 239L49 241H47L46 243H45V241H44V243H45V245H44V251H45V258H44V260H43V262H42V264H53L52 262H53V255H54V247H55V245H54V242L56 243H61V233H60V231H59ZM227 230V229H226ZM62 231V230H61ZM138 231V230H137ZM151 231V230H150ZM229 231V230H228ZM231 231H233V230H231ZM28 232V231H27ZM4 233V232H3ZM26 233V234H25ZM75 233V232H74ZM147 233H143V235L141 234V239H137L136 237V239H137V241H136V243H135V248H136V250L137 251H139L140 249H142V247L144 246L143 244H145L144 243V240H145V238H147L146 235ZM232 234H233V232L231 233V232H228V235H227V237H228V244H227V248H230V249H232L235 245H233V242H231L232 241V239L234 238V237H232ZM178 236V237H177ZM175 235V241H176V243L178 242V241H181V246H182V254H183V259H182V264H190V262H188L187 260H186V258H185V255H186V251H187V248H189V247H187V244L188 243H191L192 245L193 244H195V238H193L192 240H191V242L189 241V242H187V241H183V235H181L180 233L178 234V235ZM206 236V235H205ZM176 237H177V240H176ZM139 238V237H138ZM205 239L204 240H206L205 242H206V244H205V242H204V244L207 246H205L204 247V249H203V251H205V255L208 253V252H210L209 250L210 249H208V244H207V240H208V236H206V237H204ZM70 239V238H69ZM210 240V239H209ZM208 240V241H209ZM63 241V240H62ZM133 242H135V241H133ZM56 243V244H57ZM176 243H175V245H176ZM179 243V242H178ZM177 243V244H178ZM63 244V243H62ZM180 244V243H179ZM197 244V243H196ZM261 244H260V246H261ZM30 245V246H29ZM180 246V247H181ZM190 246V245H189ZM194 246V245H193ZM244 246V245H243ZM146 247V246H145ZM158 247V246H157ZM56 248V247H55ZM229 249V250H230ZM245 249H244V252H245ZM3 250V251H4ZM33 250H35V249H33ZM66 250V249H65ZM214 250V249H213ZM155 251V250H154ZM161 251V250H160ZM236 251V250H235ZM238 251V250H237ZM236 251V252H237ZM36 252V251H35ZM58 252H59V250H58ZM158 252V251H157ZM207 252V253H206ZM57 253V252H56ZM160 253V252H159ZM158 253V254H159ZM247 253L245 252L244 254H245V256H247L246 258L243 256V259H241V257H240V259L241 260H244L243 261V263H241V264H251L250 263V260L252 261V257L253 256H251L250 254V258L251 259H249V257H248V255H247ZM152 254V253H151ZM155 254H156V251H155ZM181 254V253H180ZM209 254V253H208ZM207 254V255H208ZM211 254V256L213 255L212 253H210ZM220 254V253H219ZM154 255V254H153ZM24 256V255H23ZM182 256V255H181ZM211 256H207V257H211ZM18 257V256H17ZM65 257H66V255H65ZM97 257V256H96ZM187 257V256H186ZM206 257V258H207ZM14 258H16V257H14ZM19 258V257H18ZM98 258V257H97ZM188 258V257H187ZM9 259V258H8ZM24 259V258H23ZM63 259H64V256H63ZM208 259V258H207ZM208 260H210V259H208ZM240 260V261H241ZM198 261V260H197ZM235 261V260H234ZM206 262H207V260H206ZM209 262H211V261H209ZM209 262H208V264H209ZM10 263V262H9ZM0 264H2V262H1V260H0ZM6 264H8V263H6ZM212 264V263H211Z\"/></svg>","mask_w":264,"mask_h":264}]
</instances>
